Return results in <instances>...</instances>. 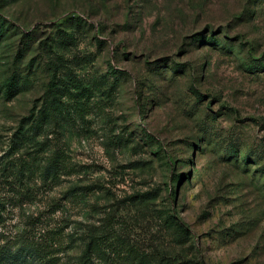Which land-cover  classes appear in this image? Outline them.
I'll use <instances>...</instances> for the list:
<instances>
[{
	"label": "rangeland",
	"instance_id": "374dc122",
	"mask_svg": "<svg viewBox=\"0 0 264 264\" xmlns=\"http://www.w3.org/2000/svg\"><path fill=\"white\" fill-rule=\"evenodd\" d=\"M28 242L264 264V0H0V264Z\"/></svg>",
	"mask_w": 264,
	"mask_h": 264
},
{
	"label": "trees",
	"instance_id": "16d2710c",
	"mask_svg": "<svg viewBox=\"0 0 264 264\" xmlns=\"http://www.w3.org/2000/svg\"><path fill=\"white\" fill-rule=\"evenodd\" d=\"M66 96H67V94L62 95L60 97V100H65ZM48 171H49V169L47 168L46 172L44 173V181H47L49 179V177H51L50 180H54L57 175L55 176V174H54V176H53L52 172H51V175H50V172H48ZM24 245H26L25 248H26V254H27L26 256L28 257L27 258L28 262L31 264L35 260H38L39 256L37 255V253L40 252L39 249L42 246L40 244L35 245L33 242H31V243L28 242V244H24ZM51 246H53V245H51ZM43 247H45L46 249H49V245L48 244L44 245ZM45 248H44V251H45ZM88 258H89V255L87 253V254H85V258L84 259H88ZM43 262L45 264H51V263H53V260L52 259H49V260L46 259L45 260V258H43Z\"/></svg>",
	"mask_w": 264,
	"mask_h": 264
}]
</instances>
